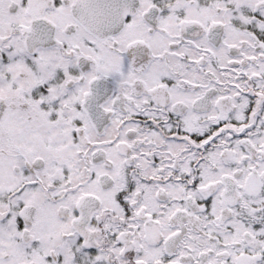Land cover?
<instances>
[{
  "label": "snow or ice",
  "instance_id": "1",
  "mask_svg": "<svg viewBox=\"0 0 264 264\" xmlns=\"http://www.w3.org/2000/svg\"><path fill=\"white\" fill-rule=\"evenodd\" d=\"M0 264H264V0H0Z\"/></svg>",
  "mask_w": 264,
  "mask_h": 264
}]
</instances>
